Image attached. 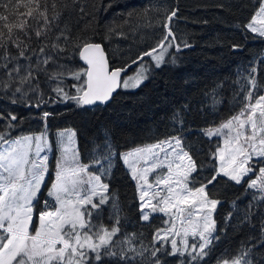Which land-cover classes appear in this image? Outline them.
<instances>
[{"label": "snow or ice", "instance_id": "6c2138e0", "mask_svg": "<svg viewBox=\"0 0 264 264\" xmlns=\"http://www.w3.org/2000/svg\"><path fill=\"white\" fill-rule=\"evenodd\" d=\"M61 16L57 0H0V68L7 70L5 75L8 77L0 81V91H11L12 103H17L16 94L39 93L38 76L43 73L49 80L56 81L53 91L62 100L74 101L78 107L97 102L104 104L113 98L118 88H136L148 78V70L141 63L145 56L160 68L166 63L165 56L170 48L175 47L177 52L181 50L171 28L173 18L177 16V11L173 10L163 22L165 35L161 41L132 61L138 68L134 76L122 78V73L131 65L113 67L100 43L88 37L73 39L68 23L60 28ZM53 26L59 31L49 46L43 38L52 32ZM245 28L264 38V0H257ZM33 36L43 45L38 53L30 44ZM69 44L71 56L68 58L78 56L86 67L60 64L57 57L47 51L50 47L51 52L59 56L69 52ZM183 46L190 45L185 42ZM13 48L16 55L11 52ZM29 51L32 55H28ZM33 56H36L35 67ZM19 59L29 61L23 74L19 64L8 69L13 60ZM53 63L57 67L50 71L48 65ZM251 73H256V68H252ZM65 79L75 81L71 84L74 95L65 90ZM247 80L250 87L241 88L244 96L240 110L218 126L204 130L210 139L223 138V146L217 147L213 154L218 167L206 183L195 186L197 177L193 173L198 171V165L191 154L194 148L191 144L186 146L181 135L122 154L123 163L136 182L141 219L147 222L154 213L168 217L163 221L168 227L154 234V242L160 247L150 250L151 264H161L157 254L165 250V245H170L168 255L182 258L180 264H200L209 255L210 245L218 239L213 235L215 221L212 214L219 201L210 198L207 189L220 177L235 184L244 182L249 189L264 193V166H254V162L264 165V92H261L264 85L258 83L255 75H249ZM218 102L214 100V104ZM49 115L51 113L44 112L42 119L47 120ZM5 119L9 120L6 129L15 127L11 123L17 120L15 114H0V120ZM172 119L182 130L181 114L174 113ZM58 135L60 157L54 182L47 191V196L55 203L43 200L44 207L37 211L41 188L49 172V157L41 155L46 149L51 150L46 133L9 140L6 132H0V147L7 145L0 151V264H93V261L99 264L106 256L121 260L143 258L149 249L138 251L128 238L125 240L127 250L115 251L113 238L120 231L119 219L117 226L110 228L92 222L93 210L115 200L106 182L111 163L106 168L101 165L103 171H89L90 165L80 162L79 152L73 147L76 132ZM107 140L106 135L103 147L108 155L105 159L114 154ZM99 163V160H93V164ZM245 177L249 180L245 181ZM260 198L264 199V195ZM113 207H116L115 203ZM189 237L193 243H189ZM130 252L135 255L129 256ZM247 255L248 251H241L230 259L218 260L217 264H252L251 260L245 259Z\"/></svg>", "mask_w": 264, "mask_h": 264}, {"label": "trees", "instance_id": "16d2710c", "mask_svg": "<svg viewBox=\"0 0 264 264\" xmlns=\"http://www.w3.org/2000/svg\"><path fill=\"white\" fill-rule=\"evenodd\" d=\"M256 2L57 0V7L62 12L58 22L60 28L68 23L73 39L88 37L100 43L113 67L131 65L127 68L130 69L129 74L137 68L132 61L161 41L165 35L163 22L173 10L177 11V16L173 18L171 28L181 50L177 52L175 47L170 48L166 63L154 70L146 83L133 92L120 91L105 106L78 107L74 101L62 100L53 91L56 81L49 80L43 73L38 76L39 93L16 94L17 103H12L11 91H0V114L17 116L16 121H11L15 127L10 129L5 128L8 119L0 120V132H6L9 140L45 130L55 136L59 130L74 128L82 163L90 165V169H99L94 167L97 165L93 164L94 159L99 160V164L111 163V174L106 182L115 200L95 211L92 222L110 228L117 226L116 220L119 219L120 231L114 238L115 251L127 250L125 240L128 238L132 247L138 251L147 248L149 252H145L143 258L136 256L134 260L106 256L99 264H151L150 250L160 247L154 242V234L166 228L163 223L165 217L160 215L147 222L141 219L139 193L123 163V153L181 135L185 145L191 144L194 148L191 154L198 165V171L193 174L197 177L195 186L206 183L215 173L218 161L213 154L221 146V139L208 138L204 130L218 126L240 110L244 96L241 88L250 87L249 75H255L258 83L264 85V38L245 28L255 11ZM49 14H52L51 8ZM58 31L53 26L52 32L43 38L44 42L50 46ZM185 42L190 46L184 47ZM30 44L37 53L43 46L35 36ZM68 47L69 52L59 56L52 53L50 47L47 51L57 57L60 64L84 67L78 56L68 58L71 45ZM11 52L16 55V49H11ZM28 55H32L31 51ZM149 58L145 56L141 63ZM35 60L36 56H33V67ZM15 64L21 66L23 74L29 61L13 60L8 69ZM56 67V63L48 65L50 71ZM252 68H256V73H251ZM6 71L0 68V81L8 79ZM64 83L67 85L65 90L74 95L75 89L71 84L75 81L65 79ZM214 100L219 102L214 104ZM44 112L51 115L41 122L37 117H43ZM177 112L184 121L182 130L172 119ZM106 135L114 153L109 159L104 158L108 155L103 147ZM254 166L259 168L262 165L254 163ZM244 180H249V177ZM207 191L210 198L220 201L214 215L216 229L213 235L218 239L212 242L211 252L200 264H217L218 260L230 259L241 251H248L245 259L251 260L252 264H264V199L260 198L264 193L249 189L244 182L235 184L224 177L208 185ZM40 200L37 206L47 200L45 193ZM168 251L170 246L165 245V250L157 254L161 264H180L182 258L168 255ZM128 255L135 254L130 252Z\"/></svg>", "mask_w": 264, "mask_h": 264}, {"label": "rangeland", "instance_id": "374dc122", "mask_svg": "<svg viewBox=\"0 0 264 264\" xmlns=\"http://www.w3.org/2000/svg\"><path fill=\"white\" fill-rule=\"evenodd\" d=\"M169 53H170V49L168 50V53H167L166 56H165V60H167V58H168V56H169ZM143 64H144V66H145V67L147 68V70H148L147 73H146V75L148 76V78H147L146 80H144L143 83L140 84V86L143 85L144 83H146V82L149 80V78H150L152 72H154V70H158V69H160L165 63H164L160 68H156V67H155V64H154V61H152L151 58H149V60H146L145 62H143ZM137 70H138V68H136V70H135L133 73H131V74H129V75H126V76H124L123 78L129 77V76H134ZM140 86H139V87H136V88H128V89L121 88V91H122V92H133V91H136L138 88H140ZM37 119L40 120L41 122L43 121V119H42L41 116L37 117ZM67 131H75V132H76V130H75L74 128H66V129H62V130H59L58 132H56L55 136H51V133H50L49 131H45V132H38V133H30V134L22 135V136H20V137L27 136V135L36 136V135H40L41 133H46V136H47V139H48V142H49V145H50V149H51V150L49 151L48 149H46L45 152L42 153L41 155L47 154L48 157H49V160H48V166H49V168H53V169H55V168H56L57 161H58V159H59V157H60V144H59V135H58V134H59L60 132H67ZM20 137H17V138H14V139H18V138H20ZM212 138H215V137H212ZM212 138H211V139H212ZM218 138L221 139V146H220V147H222V146H223V138H222V137H218ZM74 141H75V143L73 144V147H74L75 149L78 150V138H77V132H76V137L74 138ZM6 146H7V145H3V147H6ZM3 147H0V151L3 150ZM78 152H79V151H78ZM79 158H80V156H79ZM80 162H81V160H80ZM254 163H255V164H258V163H256V162H254ZM108 164H109V163H108ZM108 164H106V165L103 166V167L106 168V167L108 166ZM124 165H125V164H124ZM262 166H264V165H262ZM125 167L127 168V170H128L129 173H130V170L128 169V167H127L126 165H125ZM111 170H112V167H111ZM102 171H103V168H102ZM160 171H166V170H160ZM91 172H95V171H91ZM110 172H111V171H110ZM193 174H194V173H193ZM130 175H131V174H130ZM154 175H155L154 173H153V174H150V177H149L150 180L152 179V177H153ZM245 178H246V177H245ZM245 178H244V179H245ZM54 179H55V175H52V174H48V175H46L44 185H43L42 188H41L40 199H41L42 194L45 193V195H46V197H47V200H49V201H53V200H51L50 197L47 196V191H48V189L51 187V184L54 182ZM134 182H135V181H134ZM135 184H136V182H135ZM219 205H220V201H219V204L217 205L215 211H214L213 214H212V218H213V220H214V215L216 214V211H217ZM41 206H42V207H41ZM41 206H37V211H39L40 209H42V208L44 207L43 203H42ZM95 211H97V210H93V213H94ZM155 215H160V216H162V217H165V216H163L162 213H154V214H152V216L150 217V220H151ZM167 219H168V217H165V220H167ZM150 220H149V221H150ZM167 227H168V225L166 224V228H167ZM106 228H107V227H106ZM215 229H216V227H215ZM215 229H214V231H213V234H214V232H215ZM114 238H115V237H114ZM114 238H113V240H114ZM177 239H179V238H177ZM193 242H194V241L192 240V238L189 237V243H193ZM169 246H170V245H169ZM93 262H95V261H93Z\"/></svg>", "mask_w": 264, "mask_h": 264}, {"label": "water", "instance_id": "95a60500", "mask_svg": "<svg viewBox=\"0 0 264 264\" xmlns=\"http://www.w3.org/2000/svg\"><path fill=\"white\" fill-rule=\"evenodd\" d=\"M81 63L83 65L82 61H81ZM135 65H137V64H135ZM83 66L86 67L85 65H83ZM129 72H130V69L127 70L126 72H123L122 73V78H123L124 75H127ZM120 90H121V88H118L117 91L113 93V97L116 96L120 92ZM110 101H111V99L108 102L104 103V104H100L99 102H97V104H95V105H87L86 107L93 108V107H96V106H105V105L109 104Z\"/></svg>", "mask_w": 264, "mask_h": 264}, {"label": "crops", "instance_id": "0c3cea01", "mask_svg": "<svg viewBox=\"0 0 264 264\" xmlns=\"http://www.w3.org/2000/svg\"><path fill=\"white\" fill-rule=\"evenodd\" d=\"M52 170H53V172H54V174H55V169L52 168ZM50 171H51V169H50Z\"/></svg>", "mask_w": 264, "mask_h": 264}]
</instances>
